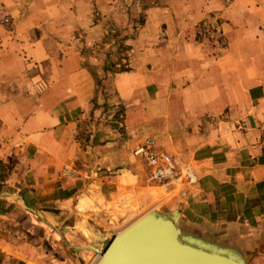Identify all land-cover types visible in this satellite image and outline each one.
I'll return each mask as SVG.
<instances>
[{"label": "crops", "instance_id": "1", "mask_svg": "<svg viewBox=\"0 0 264 264\" xmlns=\"http://www.w3.org/2000/svg\"><path fill=\"white\" fill-rule=\"evenodd\" d=\"M107 4L0 0V264L30 263L45 227L97 207L84 162L143 208L128 165L147 137L196 176L184 196L163 187L179 227L264 264V0L148 9L116 68ZM214 19L210 40L199 24Z\"/></svg>", "mask_w": 264, "mask_h": 264}, {"label": "rangeland", "instance_id": "2", "mask_svg": "<svg viewBox=\"0 0 264 264\" xmlns=\"http://www.w3.org/2000/svg\"><path fill=\"white\" fill-rule=\"evenodd\" d=\"M186 1L188 0H107L109 3L107 7L113 11V14L115 12L119 15L116 18L117 21L112 19V22L108 25L111 31L105 34L106 41L112 44L111 48L106 50L113 62L111 66L115 67V64L126 56L124 41L133 38L134 30L146 22L145 11L153 8H184V2ZM231 1L223 0L225 6L229 5ZM125 25L130 26V28L126 29ZM199 27L201 30L200 34H204L208 39L214 40L217 33L218 19L212 20L207 25L199 24ZM124 29L127 30V34L120 32V30L124 31ZM100 40H102V37ZM121 69L123 68L121 67ZM128 153L131 154L130 149H128ZM83 164L82 169L84 171L82 170V173L86 176V183L101 180L95 185L94 190L89 192L91 197L99 195L96 200L97 207L94 208L93 200L90 203L92 207L90 209V205L83 203L84 208L76 210L78 213L77 217L71 215L67 220L63 221L60 219L57 224L52 225L53 227H45L49 232L48 237L41 240L42 249L39 248L42 252L47 251L48 257L46 255L41 256V252L40 254H32L30 263L12 262V264H91L94 259V252L88 249L89 246L99 248L107 235L121 231L148 212L154 210L170 212L167 204L173 197L166 193L163 186H161V195L154 197L152 193L154 189L151 187V184L154 183L148 181L146 170L138 160L133 159L128 167L130 166L135 172V183H142L141 185L146 188L145 191L150 189L149 193L145 194L143 189H139L145 202V206L139 209L136 204L133 205L135 206L134 209H128V204L132 202L131 198L135 194L120 191L122 189L120 182L104 184L106 181H110L106 177L113 174L102 163L96 162L95 164L94 161H88ZM103 172L105 174H102ZM148 185H150L149 188L147 187ZM175 194L178 193L176 192ZM125 197L128 200L127 202L123 201ZM88 198L86 199L87 203L90 201ZM89 213H95V216L90 217Z\"/></svg>", "mask_w": 264, "mask_h": 264}, {"label": "water", "instance_id": "3", "mask_svg": "<svg viewBox=\"0 0 264 264\" xmlns=\"http://www.w3.org/2000/svg\"><path fill=\"white\" fill-rule=\"evenodd\" d=\"M178 220V211L145 214L92 247L98 264H247L235 248L192 234Z\"/></svg>", "mask_w": 264, "mask_h": 264}, {"label": "built area", "instance_id": "4", "mask_svg": "<svg viewBox=\"0 0 264 264\" xmlns=\"http://www.w3.org/2000/svg\"><path fill=\"white\" fill-rule=\"evenodd\" d=\"M132 156L141 162L146 170L148 181L158 186H165L181 195H185V188L196 183L193 171L172 156L161 152L157 148L154 138H145L133 150ZM64 176L74 178L76 172L65 169Z\"/></svg>", "mask_w": 264, "mask_h": 264}, {"label": "bare ground", "instance_id": "5", "mask_svg": "<svg viewBox=\"0 0 264 264\" xmlns=\"http://www.w3.org/2000/svg\"><path fill=\"white\" fill-rule=\"evenodd\" d=\"M154 211H155V210H154ZM151 212H153V211H151ZM148 213H149V212H148ZM146 214H147V213H146ZM143 216H144V215H143ZM143 216H141V217H143ZM141 217H140V218H141ZM140 218H138L137 220H139ZM137 220H135V221H137ZM135 221H134V222H135ZM134 222H133V223H134ZM131 224H132V223H131ZM131 224H130V225H131ZM128 226H129V225H128ZM128 226H127V227H128ZM124 229H125V228H124ZM124 229H122V230L119 231V232H116L115 234H116V235H119ZM89 247H90V248H89ZM89 247H88V249H89L90 251L94 252V259H93V261H91V262H92L91 264H98V262L100 261V254H99V253H96L94 250H92V247H94V246H89Z\"/></svg>", "mask_w": 264, "mask_h": 264}]
</instances>
